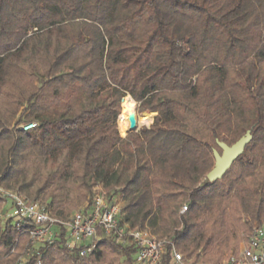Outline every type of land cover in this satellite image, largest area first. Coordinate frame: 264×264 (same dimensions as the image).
I'll return each mask as SVG.
<instances>
[{
  "label": "trees",
  "instance_id": "obj_1",
  "mask_svg": "<svg viewBox=\"0 0 264 264\" xmlns=\"http://www.w3.org/2000/svg\"><path fill=\"white\" fill-rule=\"evenodd\" d=\"M127 94L156 114L141 139L116 127ZM247 131L222 178L199 184L218 142ZM0 178L62 218L102 185L122 195V223L218 264L264 218V0H0ZM18 235L0 225V264ZM121 256L101 241L86 261L57 248L42 264Z\"/></svg>",
  "mask_w": 264,
  "mask_h": 264
},
{
  "label": "built area",
  "instance_id": "obj_2",
  "mask_svg": "<svg viewBox=\"0 0 264 264\" xmlns=\"http://www.w3.org/2000/svg\"><path fill=\"white\" fill-rule=\"evenodd\" d=\"M35 127V123H25L14 129L25 132ZM104 190L102 185L94 187L84 208L62 218L53 215L47 203L33 201L17 189L5 187L0 178V225L8 224L20 233L16 241L26 236L13 264H42L43 255L57 248L70 259L86 261L101 241L127 249L131 264H212L186 260L170 238L158 239L148 229L122 223V195L119 198ZM179 212L185 214L186 206ZM218 264H264V224L254 227L238 255Z\"/></svg>",
  "mask_w": 264,
  "mask_h": 264
},
{
  "label": "rangeland",
  "instance_id": "obj_3",
  "mask_svg": "<svg viewBox=\"0 0 264 264\" xmlns=\"http://www.w3.org/2000/svg\"><path fill=\"white\" fill-rule=\"evenodd\" d=\"M122 102V101H121ZM121 102H120V105H119V112H120V114H119V116H118V118H117V120H116V127L118 128V132H119V135L123 138V137H125L126 136V134L128 133V132H130V131H132V132H138L141 128H142V131H141V134L138 136V138L139 139H141L142 138V136H143V130H144V128H149V127H151V125L153 124V122H154V118H155V116H156V114L154 113L152 116L153 117H151V122L149 123V124H147V125H145V124H143V125H141V127H139L138 129H133V130H130V131H127V132H125V133H122V131L120 130V127H118V120H119V117L124 113V111H126V109L128 108V104H130V103H132L133 104V106H134V109H133V111L135 112V115L137 116V117H139V116H141V114L142 113H145V112H149V113H152V112H150V111H147V110H140V108H139V106H138V104L137 103H135V101L127 94L126 95V99H125V101L123 102V105H122V107H123V109L121 108ZM122 110V111H121ZM141 113H140V112ZM133 139H136V138H130V139H127L126 140V142L127 141H131V140H133ZM204 178H205V176L203 177V178H201V180H199V184H201V182L204 180ZM206 179V178H205ZM107 194H111L109 191H107V190H104ZM91 196V193L90 194H88L87 196H86V202H85V204L88 202V198ZM118 197L119 198H121V196H120V194H118ZM85 204L84 205H81V206H79L78 208H76L75 210H73V211H71V213H73V212H75V211H77V210H79V209H81V208H84L85 207ZM124 205V201H122V203H121V206H123ZM183 205H185V204H183ZM182 205V206H183ZM1 206H2V204L0 203V209H1ZM181 206V207H182ZM260 224H264V218H260L258 221H256V222H253V227H256V226H260ZM148 230H150V229H148ZM151 232H152V230H150ZM152 234H153V232H152ZM156 238H158L157 236H155ZM247 237H248V235L245 233V234H242L241 233V235L239 236V242L237 243V246H235V247H232V250H230L229 252H225L224 253V256H223V258L219 261V262H222V261H224V260H227V259H229L230 257H232L233 255H238V253H239V251L243 248V247H245V245H246V242H247ZM122 250H124V251H127V249L125 250V249H122ZM178 251V250H177ZM180 254H181V252L180 251H178ZM182 255V254H181ZM183 256V255H182ZM124 257L123 256H121V259H120V261L117 263V264H131V263H128V258H126V259H123ZM184 258L186 259V260H188V259H193V261H195L194 260V257H188V258H186L185 256H184ZM205 262V261H204Z\"/></svg>",
  "mask_w": 264,
  "mask_h": 264
},
{
  "label": "water",
  "instance_id": "obj_4",
  "mask_svg": "<svg viewBox=\"0 0 264 264\" xmlns=\"http://www.w3.org/2000/svg\"><path fill=\"white\" fill-rule=\"evenodd\" d=\"M250 131H247L240 140L231 146L225 143L218 142V147L221 149L219 154L213 151L214 166L213 169L205 176L210 183H215L230 169L232 163L239 158L244 152V147L251 141Z\"/></svg>",
  "mask_w": 264,
  "mask_h": 264
},
{
  "label": "bare ground",
  "instance_id": "obj_5",
  "mask_svg": "<svg viewBox=\"0 0 264 264\" xmlns=\"http://www.w3.org/2000/svg\"><path fill=\"white\" fill-rule=\"evenodd\" d=\"M133 109H134L133 104L132 103L128 104V108L126 109V111H124V113L119 117L118 127H120L122 133H125L133 129H138L139 127H141V125L143 124L147 125L151 122V117H153L152 115L154 113L145 112L142 113L141 116L137 117Z\"/></svg>",
  "mask_w": 264,
  "mask_h": 264
}]
</instances>
